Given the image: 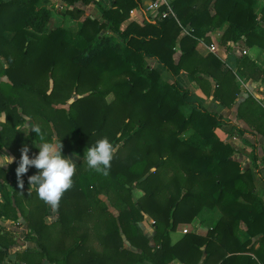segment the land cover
<instances>
[{
  "label": "trees",
  "instance_id": "trees-1",
  "mask_svg": "<svg viewBox=\"0 0 264 264\" xmlns=\"http://www.w3.org/2000/svg\"><path fill=\"white\" fill-rule=\"evenodd\" d=\"M63 1L72 5L65 8L67 14L80 15L81 8L74 5L78 0ZM255 3L172 0L175 16L160 17V6L148 15L154 22H130L120 30L129 10L142 1L118 0L112 8L102 9L101 20L85 15L72 30L49 27L48 0H0V113H5L0 147L16 158L0 168V217L23 216L36 234L30 239L38 246L17 251L13 264H38L44 257L54 264H134L145 258L152 264L174 258L185 264H258L257 259L264 263L257 249L252 250L256 258L243 253L249 247L236 237L241 223L251 234L264 232V206L253 190L250 169H242L233 146L217 136V114L193 104L186 88L161 80L144 60L154 57L175 74L194 53L193 34L201 33L199 27L207 24L211 29L225 20L228 30L237 31L246 43L263 46L264 3L259 12ZM187 23L193 30L181 35ZM105 29L122 40L106 35ZM176 44L181 54L174 62ZM200 62L209 73L210 66L220 67L212 53ZM239 70L251 77L264 73L248 57ZM213 73L214 96L221 104H230L237 92L230 84L232 71ZM26 116L34 121L30 128L24 124ZM37 126L47 141L63 144V154L74 143L88 148L103 137L115 148L107 175L88 168L82 159L76 163L73 186L49 223L44 218L49 205L26 189L28 177L37 170L30 167L23 189L16 175L23 146L29 147L30 157L38 154L39 137L32 131ZM186 129L191 132L185 136ZM251 158L255 161V150ZM133 187L143 191L135 201ZM99 193L118 207L117 216ZM205 206L220 209L215 225L205 235L189 231L171 243L169 230L190 222ZM144 213L155 226L157 246L150 245L138 227ZM89 219L96 220V226L79 232V223ZM119 229L140 252L122 247ZM90 234L96 235L99 249L87 244ZM14 241L12 232L0 225V264H9L4 256Z\"/></svg>",
  "mask_w": 264,
  "mask_h": 264
},
{
  "label": "crops",
  "instance_id": "crops-1",
  "mask_svg": "<svg viewBox=\"0 0 264 264\" xmlns=\"http://www.w3.org/2000/svg\"><path fill=\"white\" fill-rule=\"evenodd\" d=\"M118 0H91L88 3H83L82 0L75 2V6L81 8V13L79 16H72L67 14L65 11L66 7L71 8L72 5L65 3L63 0H51L52 4L48 6L52 7V17L49 21L51 25L52 19L55 16H60V21H63L59 25H65V27L73 29L72 23H75V29H77V23L85 15L90 17H97L102 19V9L112 8L114 3ZM141 6L132 7L128 16H126L119 24L120 30L127 27L130 22H135L139 25H144L147 21L154 22L155 19H148V15L155 10H145L144 5L148 0H141ZM260 0H257V3ZM263 1V0H262ZM257 3H255V8L259 12L260 6L257 8ZM264 3V2H263ZM175 16V12L172 14ZM178 21L180 25V20ZM71 25V26H68ZM229 22L227 20L223 21L219 26L208 29L207 24H203L199 27L200 34L193 36L197 39L196 45L194 46V53L189 59L186 60L179 71L172 74L163 63L159 62L154 57H144L146 65L150 68L156 69L160 74V79L166 82H176L178 85L186 88L188 93V98L193 104H199L206 109L214 112L218 116V123L215 127V132L217 136L224 141L229 142L233 148L234 153L242 169L249 168L252 176L253 190L256 195L261 199L262 206H264V133L262 129L264 128V105L262 103L264 97V73L259 77H251L243 74L239 67L242 66V59L248 57L254 62L259 68H264V45L260 46L257 43L248 44L243 36H239L237 31L228 30ZM57 25V24H56ZM53 25V26H56ZM50 26V27H53ZM187 29H189L187 31ZM193 28L187 23L183 24L180 30V34L190 33ZM104 33L110 35L115 40H122L120 35L111 29H105ZM210 44L214 45V49H210ZM242 50H245L242 52ZM209 53L214 54L220 60V67H215L214 65L209 67V72L203 71L202 63L200 58H204ZM181 54L180 46L176 44L174 46V52L172 58L174 62L178 61ZM240 65V66H239ZM230 69L233 74V78L230 81L231 86L237 87V92L233 102L224 105L219 102V100L214 96L213 91L216 84V77L213 75L217 74L219 70ZM3 79L6 77L3 75ZM203 79L205 81L198 82L196 79ZM5 113H0V121L4 120ZM31 123L28 128L32 127L34 121L26 116V123ZM27 127V126H26ZM261 128V130H260ZM260 130V131H259ZM236 135L233 139L231 136ZM4 148L6 154L13 156L14 154L7 148ZM84 147L78 143H74L72 147L66 151L63 155L74 160L75 163L79 162L85 155ZM255 150L256 158L255 161L252 160L251 154ZM255 162V163H254ZM29 182H27L26 189L29 190ZM117 193V192H116ZM122 193V191H121ZM101 194L99 193V197ZM143 191L140 188H132V199L135 201L136 198L140 197ZM106 196V195H105ZM107 197V196H106ZM101 199V198H100ZM108 209L114 215L117 216L119 209L115 204H112L109 199H107ZM259 207V205H257ZM50 212L45 215V221L47 223L55 220L57 217L56 207L48 206ZM111 207V208H110ZM221 216V211L219 208L214 207H203L197 215L189 223H180L174 229L169 230L170 242L178 241L186 232L193 231L200 235H205L207 231L212 228L219 217ZM138 227L148 238V243L150 245H156L153 235L155 233V226L153 221L147 217L144 213V217L137 221ZM0 225L2 230H9L13 234L15 241L9 244L7 254L4 256V260L13 264L16 258V252L24 248H29L30 250L38 248L35 240L30 239L31 236H35L33 232L27 225L26 219L18 215L17 218H6L0 217ZM80 228L78 231H85L87 226H96V220L89 219V221H84L79 223ZM185 226V227H184ZM184 228L187 230L184 231ZM119 234L121 237L122 247L130 250L140 252L141 249L135 247L131 244L130 240L127 238L126 234L122 229H119ZM236 237L240 243L246 244L249 247L243 253H248L252 257H255L253 249L259 251V255L264 258V232L259 230L256 233L251 234L247 229V225L241 223L236 232ZM56 236L54 237V240ZM64 243L69 244V239L64 238ZM87 244L100 248L99 240L96 235L90 234L87 238ZM203 257V255H202ZM258 264H264L260 260H256ZM202 262V259L199 260ZM38 264H54L52 261L42 258ZM134 264H152V262L145 258L143 260H138ZM167 264H185L180 259L174 258Z\"/></svg>",
  "mask_w": 264,
  "mask_h": 264
},
{
  "label": "clouds",
  "instance_id": "clouds-1",
  "mask_svg": "<svg viewBox=\"0 0 264 264\" xmlns=\"http://www.w3.org/2000/svg\"><path fill=\"white\" fill-rule=\"evenodd\" d=\"M39 137L40 143L35 146L38 154L30 157L27 145L21 148V157L16 168L19 187L24 188L25 174L30 167H34L37 173L28 177L29 193L35 191L40 200L52 207L59 205L65 192L73 186V177L76 174V163L73 159L63 155V144L49 142L37 126L32 129ZM115 148L107 137L98 139L95 144L85 150L83 162L87 167L97 173L107 175L114 157ZM15 157L0 155V168L11 165Z\"/></svg>",
  "mask_w": 264,
  "mask_h": 264
},
{
  "label": "built area",
  "instance_id": "built-area-1",
  "mask_svg": "<svg viewBox=\"0 0 264 264\" xmlns=\"http://www.w3.org/2000/svg\"><path fill=\"white\" fill-rule=\"evenodd\" d=\"M160 6H163L162 10H160L159 12V16L160 17H165L166 15H172L174 13L173 10V5H172V0H148V2L144 5V9L145 10H156L158 9ZM189 29H187L188 31ZM210 49H214V45L210 44ZM245 50H242V52H244ZM262 103L264 105V97L262 100ZM233 139L236 138V135H232L231 136ZM187 229L184 228V231H186Z\"/></svg>",
  "mask_w": 264,
  "mask_h": 264
},
{
  "label": "rangeland",
  "instance_id": "rangeland-1",
  "mask_svg": "<svg viewBox=\"0 0 264 264\" xmlns=\"http://www.w3.org/2000/svg\"><path fill=\"white\" fill-rule=\"evenodd\" d=\"M263 2H264V0H263V1H262V0L258 1V3H257V8H258L261 4H263ZM48 3H49V4H52V3H51V0H48ZM54 18H55V19H54V20L52 19V21H51V22L53 23V25H56V24L59 25V24H61V23L63 22V21H60V18H61L60 16H55ZM62 24H63V23H62ZM48 25H49V27H50V26H53V25H51V23H49ZM72 25H73V29L75 30V23L73 22ZM64 26H65V25H64ZM68 26H71V25L68 24ZM102 32H103V31H102ZM30 124H31V123L28 122V123H26V126L28 127ZM190 132H191V129H186V130L183 132V134L186 136V135H188ZM226 142H227V141H226ZM228 143H229V142H228ZM5 154H6V151L4 150V148L0 147V155H5ZM6 155H7V154H6ZM100 198H101L100 200H101L102 203L108 205V203H109V202H107V199H108V198H107L105 195L101 194V197H100ZM110 208H111V207H110ZM180 223L182 224V223H189V222H180ZM180 223H178V225H179ZM184 227H185V226H184Z\"/></svg>",
  "mask_w": 264,
  "mask_h": 264
},
{
  "label": "water",
  "instance_id": "water-1",
  "mask_svg": "<svg viewBox=\"0 0 264 264\" xmlns=\"http://www.w3.org/2000/svg\"><path fill=\"white\" fill-rule=\"evenodd\" d=\"M75 97H76V95H73L72 97H70V98L68 99V102H71L72 100H74Z\"/></svg>",
  "mask_w": 264,
  "mask_h": 264
}]
</instances>
